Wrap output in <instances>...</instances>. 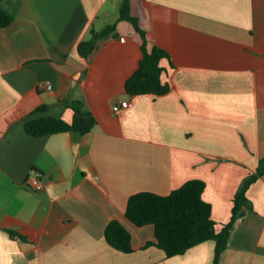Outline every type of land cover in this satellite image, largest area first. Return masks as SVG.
I'll list each match as a JSON object with an SVG mask.
<instances>
[{
  "label": "crops",
  "instance_id": "crops-1",
  "mask_svg": "<svg viewBox=\"0 0 264 264\" xmlns=\"http://www.w3.org/2000/svg\"><path fill=\"white\" fill-rule=\"evenodd\" d=\"M122 1L1 3L14 21L0 27V264H213L214 240L172 258L147 246L155 226L128 219V200L201 179L221 229L264 158V0H132L148 49L170 55L162 65L171 91L160 96L126 92L143 52L120 11L95 56L79 52L92 29L113 25L105 20ZM77 99L96 116L94 130L27 133L26 122L42 116L72 122L66 102ZM32 170L43 174L41 192L26 185ZM247 197L253 210L236 221L219 264H264V175ZM113 220L130 232L133 252L108 243Z\"/></svg>",
  "mask_w": 264,
  "mask_h": 264
},
{
  "label": "trees",
  "instance_id": "trees-1",
  "mask_svg": "<svg viewBox=\"0 0 264 264\" xmlns=\"http://www.w3.org/2000/svg\"><path fill=\"white\" fill-rule=\"evenodd\" d=\"M0 0V27L5 28L14 21V16L6 12ZM132 0H123L120 8V21L130 22L142 39L143 56L138 69L127 79L125 88L130 95L154 94L165 95L171 91V85L163 81L167 69L162 65L163 59L170 55L163 48L154 46L148 49L146 31L141 27L139 18L131 12ZM117 25H108L104 30L90 31V38L79 45L80 54L90 61L100 48L104 38L115 34ZM74 110V119L68 122L54 116H42L26 122L25 129L33 137L40 138L57 133L76 132L86 134L98 125L96 116L91 112L83 99L66 102ZM47 106L37 111H45ZM264 175V158L260 159L257 171L246 177L235 197L232 216L221 229L213 218L212 204L204 199L206 182L192 179L168 195L151 191H142L130 196L126 217L142 227L148 224L155 226V242L147 246H156L166 253L168 258L185 254L188 250L206 242H216L213 264H219L222 253L228 248L231 231L236 221L246 209L253 210V203L247 197L249 187ZM12 235H22L9 230ZM108 243L115 249L131 253L134 251L130 232L119 222L113 220L105 232Z\"/></svg>",
  "mask_w": 264,
  "mask_h": 264
},
{
  "label": "built area",
  "instance_id": "built-area-1",
  "mask_svg": "<svg viewBox=\"0 0 264 264\" xmlns=\"http://www.w3.org/2000/svg\"><path fill=\"white\" fill-rule=\"evenodd\" d=\"M44 87L48 91H52L53 85L51 83H46ZM129 107L128 101L122 102L120 105L114 106L113 110L116 113H120L126 108ZM26 185L29 189H31L34 192H41L44 190L46 186V182L44 180L43 174L38 170H32L31 174L27 178Z\"/></svg>",
  "mask_w": 264,
  "mask_h": 264
},
{
  "label": "rangeland",
  "instance_id": "rangeland-1",
  "mask_svg": "<svg viewBox=\"0 0 264 264\" xmlns=\"http://www.w3.org/2000/svg\"><path fill=\"white\" fill-rule=\"evenodd\" d=\"M116 4H118V0H110V2H109L110 6H112V5L116 6ZM115 6L112 7L113 9H111L112 17L107 19V20H105V22H109L107 24H113L115 22L114 20H115L116 17H113V13H114V16H116V15L118 16L119 15L120 7L117 9V7H115Z\"/></svg>",
  "mask_w": 264,
  "mask_h": 264
}]
</instances>
